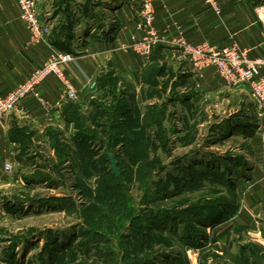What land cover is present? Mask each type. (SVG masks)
Listing matches in <instances>:
<instances>
[{
	"label": "rangeland",
	"instance_id": "1",
	"mask_svg": "<svg viewBox=\"0 0 264 264\" xmlns=\"http://www.w3.org/2000/svg\"><path fill=\"white\" fill-rule=\"evenodd\" d=\"M89 1L83 11L90 15L103 7ZM58 3L50 15L63 9ZM96 24L88 37L106 25ZM53 32L62 37L61 29ZM167 86L158 92L161 104L149 106L151 111L138 107L133 124L119 118L128 104L121 100L115 109L114 94L103 93L99 108L77 116L83 129L96 134L88 153L54 130L49 139H36L39 148L21 141L27 155L6 174L10 185L2 205L8 228L2 238L15 264H255L253 255L264 246V214L252 222L232 219L242 193L239 176L253 175L245 168L253 144L234 137L231 123L244 119L251 125V115L225 109L223 116L217 109L211 119L202 111L199 125L183 122L186 108L173 104L182 96ZM128 124L146 138L136 139L132 131L114 143V135L131 129ZM153 128L155 135L143 133ZM180 129L185 133L178 138ZM108 141L119 175L105 156Z\"/></svg>",
	"mask_w": 264,
	"mask_h": 264
},
{
	"label": "crops",
	"instance_id": "2",
	"mask_svg": "<svg viewBox=\"0 0 264 264\" xmlns=\"http://www.w3.org/2000/svg\"><path fill=\"white\" fill-rule=\"evenodd\" d=\"M96 1V5L101 2L103 7L99 11L93 10L91 15L83 11L84 6L90 3L89 0H60L58 4L63 9L53 16L50 14L55 8L54 0H39L36 4L39 15L50 20L52 25V44L55 45L52 38L57 36L53 32L54 28L55 31L61 29L60 36L64 34L62 28L72 30L71 51H68L74 54V59L65 64L64 69L74 87L75 96L68 97L58 80L50 76L41 84L37 95L23 98L14 111L0 118V264H15L5 251L6 243L3 240L4 231L8 229H5L7 221L2 207L3 192L10 185V175H6L5 164L10 163L12 170L16 168L20 159L27 155L22 150L21 141L27 138L31 141H28L31 147L35 145L39 148L36 139H49V130L59 133L61 141L72 148L88 147L94 150L93 143L82 142L84 136L80 135V124L84 120L77 116L83 115L92 105L99 108L96 101L100 102L105 92L113 93L118 100L115 109L121 100L125 105L128 104L127 113L119 117L124 121L123 124L135 122L138 107L151 111L149 106L156 102L161 104L159 99L163 97V92L160 95L158 92L162 91L165 84L168 85L167 92H178L182 96V99L173 100V104L176 102L186 108L183 122L186 118L188 123L199 125L202 111L211 119L213 111L218 113L217 109H221L223 116L227 113L225 109L229 110L228 114H233L230 111L233 109L242 112V117L248 118L251 115V125L244 119L231 123L234 137L250 140L253 144L252 152L248 155L252 162L247 161L245 165L246 170L253 172V175L249 178H245V173L239 176L237 185L238 189L242 188V193L239 191L232 219L252 222L258 221L259 216L264 214V109L258 107L244 85H230L210 69H196L180 44V41L191 45L234 42L240 51L264 60V27L256 21L254 1L215 0L219 13L205 0L156 1L154 26L158 41L145 59L130 48H124L129 45L130 35L136 38L143 35V30L138 28L142 20L140 0ZM91 22L94 24L91 25ZM95 24L106 25L100 34L88 37V30L92 26L97 27ZM28 39L29 31L19 19L15 1H1L0 95L14 89L44 61L46 46H27ZM175 81L177 83L172 89L171 83ZM130 127L127 129L129 131L125 127L118 135L123 138L132 131L138 132V129ZM154 130L144 132L155 135L158 128ZM184 133L185 130L180 129L175 136L181 138ZM86 136L87 141L95 138L90 131ZM248 204L253 206L252 210ZM259 244L262 242L259 241ZM253 262L264 264V246L254 253Z\"/></svg>",
	"mask_w": 264,
	"mask_h": 264
},
{
	"label": "built area",
	"instance_id": "3",
	"mask_svg": "<svg viewBox=\"0 0 264 264\" xmlns=\"http://www.w3.org/2000/svg\"><path fill=\"white\" fill-rule=\"evenodd\" d=\"M13 1L18 6L20 21L29 31L26 45H45L47 50L40 66L35 67L17 87L0 95V118L14 111L23 98L32 94L37 95L40 85L50 76L58 80L68 97L75 96L74 87L64 70V65L74 59V54L58 48L49 41L51 24L36 11L39 0ZM156 1L158 0H140L142 20L138 28L143 30V35L140 38L130 35L129 45L124 47L130 48L142 59L149 56L152 47L158 41L154 26ZM205 2L211 5L216 13L220 12L215 0H205ZM253 12L256 21L264 27V3L254 5ZM180 44L188 55L189 62L196 69H210L227 84L244 85L258 107L264 109V74H262L264 60L250 57L246 51H240L234 42L223 45L207 42L191 45L180 41ZM4 169L8 174L12 171V165L6 163Z\"/></svg>",
	"mask_w": 264,
	"mask_h": 264
},
{
	"label": "trees",
	"instance_id": "4",
	"mask_svg": "<svg viewBox=\"0 0 264 264\" xmlns=\"http://www.w3.org/2000/svg\"><path fill=\"white\" fill-rule=\"evenodd\" d=\"M60 7V6H59ZM62 10V9H61ZM62 30L64 31V34L62 35V37L60 38V37H58V36H56L55 38L56 39H54V42H55V45L58 47V48H60V49H62V50H66V51H68V50H70V43H71V40H72V30L71 29H67V28H62ZM61 33V32H60ZM65 36H67V37H65ZM64 39V40H63ZM127 113V111H125V113H123V114H126ZM83 123H81L80 125H82ZM102 127V126H101ZM114 128V127H113ZM104 129V128H103ZM85 130V131H84ZM88 129H83V127H80V135L81 136H84V139L82 140V142H91L92 140H93V138H91V136L92 135H94V137H96V134H92L91 133V136H89V138H91L89 141H87V138H88V136H86V133H88V131H87ZM143 133H145L144 132V130H143ZM134 134H136V135H133V137L134 138H136V139H142V138H146V136H143V134H142V131L140 130V131H138V132H135ZM145 134H147V133H145ZM121 137L117 134V135H114V137L112 138V140L114 141V143H116L117 142V144L121 141V139H120ZM105 146H107L106 148L108 149V150H110L111 152H112V150L111 149H113V147H112V145H111V142H107V143H105L104 144ZM115 147V146H114ZM80 148H82V147H80ZM87 148V151H86V153H88L89 151H93L92 149H89L88 147H86ZM105 148V149H106ZM141 148H142V146H141ZM106 153V152H105ZM105 156L107 157V155L105 154ZM107 160L109 161V159H108V157H107ZM212 173V172H211ZM236 206V205H235Z\"/></svg>",
	"mask_w": 264,
	"mask_h": 264
},
{
	"label": "water",
	"instance_id": "5",
	"mask_svg": "<svg viewBox=\"0 0 264 264\" xmlns=\"http://www.w3.org/2000/svg\"><path fill=\"white\" fill-rule=\"evenodd\" d=\"M106 155L110 161V166H111L112 172L115 175H119V171L117 169V161H116L115 157L108 150H106Z\"/></svg>",
	"mask_w": 264,
	"mask_h": 264
}]
</instances>
